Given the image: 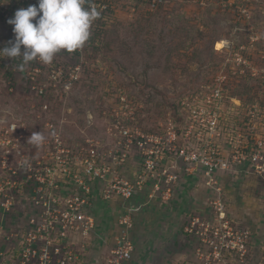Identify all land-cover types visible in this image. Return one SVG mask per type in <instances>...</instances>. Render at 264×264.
<instances>
[{
	"label": "built area",
	"instance_id": "1",
	"mask_svg": "<svg viewBox=\"0 0 264 264\" xmlns=\"http://www.w3.org/2000/svg\"><path fill=\"white\" fill-rule=\"evenodd\" d=\"M28 1L2 0L0 6L15 11ZM30 79L32 89L43 95L38 78ZM71 81L64 89L70 90ZM259 85L264 93V79ZM226 98L237 102L224 97L217 86L202 85L201 92L182 102L190 109L191 125L181 131L173 125L175 117L167 127L146 129L142 102L121 89L102 106L105 140H69L50 116L42 130L33 127L46 138L41 146L28 142L32 131L23 120L2 127L0 264H87L94 240L101 238L96 206L140 196L145 203L121 213V233L93 258L95 264H128L135 250L130 236L134 214L153 199L170 201L182 178L199 174L208 191L206 210L184 215L180 233L185 252L169 264H249L252 233L228 215L216 173H249L264 181V105L260 111L252 104L248 114L232 119L251 128L244 145L227 143L231 153L225 155L215 139L222 132L233 136L226 129L217 133L218 124L227 121L222 103ZM43 110H50L49 104ZM34 120L44 121L42 116ZM253 121L259 127L250 124Z\"/></svg>",
	"mask_w": 264,
	"mask_h": 264
},
{
	"label": "rangeland",
	"instance_id": "2",
	"mask_svg": "<svg viewBox=\"0 0 264 264\" xmlns=\"http://www.w3.org/2000/svg\"><path fill=\"white\" fill-rule=\"evenodd\" d=\"M36 2L29 0L23 8L38 6ZM88 2L101 15L93 22L90 39L82 49L61 51L49 64L34 60L22 70L16 61L21 58L0 59V129L23 120L30 131L34 126L42 130L50 116L69 140H105L102 106L121 89L142 102L146 129L167 127L175 117L173 125L181 131L191 125L190 109L182 102L201 92L202 85L212 84L224 97L237 101L235 105L224 99L227 121L217 127V133L226 129L233 136L222 132L215 141L225 155L231 153L228 142L236 140L244 145L248 141V122L232 119L248 114L252 104L260 111L264 105L259 85L264 79V0ZM19 9L0 6V48L14 41L13 26L7 21ZM36 67L38 74L32 71ZM30 76L38 78L36 85L44 88L43 95L32 89ZM68 80L70 90L63 86ZM42 104H49L50 110L44 111ZM35 116H42L44 121L34 120ZM255 122L250 124L259 127ZM216 174L228 215L250 230L254 259L264 260V181L249 173ZM196 183L195 190L206 201L204 179ZM150 242V254L145 259L156 258L161 246L162 252L169 248L164 253H170L163 264L177 259L176 249L169 247L172 242Z\"/></svg>",
	"mask_w": 264,
	"mask_h": 264
},
{
	"label": "clouds",
	"instance_id": "3",
	"mask_svg": "<svg viewBox=\"0 0 264 264\" xmlns=\"http://www.w3.org/2000/svg\"><path fill=\"white\" fill-rule=\"evenodd\" d=\"M100 15L88 0H38V6L21 8L7 21L13 25L14 41L0 48V59L21 58V70L34 60L49 64L61 51L82 49ZM45 139L42 133L34 131L28 142L41 146Z\"/></svg>",
	"mask_w": 264,
	"mask_h": 264
},
{
	"label": "crops",
	"instance_id": "4",
	"mask_svg": "<svg viewBox=\"0 0 264 264\" xmlns=\"http://www.w3.org/2000/svg\"><path fill=\"white\" fill-rule=\"evenodd\" d=\"M201 175L196 178H182V182L176 186L173 197L170 201H161L160 198L151 200V202L142 207V209L134 214V228L130 230V236L133 239L135 250L130 256L128 264H163V258L168 254L161 251L163 247H158L157 257L153 260L145 259L146 254H150L149 244L151 239L166 240L167 243L172 242L173 247L181 258L184 254V240L181 236L182 225L184 215L189 212H205L206 202L205 197H201L195 190L196 182L200 181ZM205 187V186H204ZM145 198L137 197L131 202H110L103 204L107 206L106 209L103 205L96 206V214L98 218L97 234L101 237L94 240L93 247L91 249L92 257L87 264H95L93 258L96 254H100L105 251V247L109 245L108 241H112L114 236L121 233V229L118 225V219L121 213L130 206H137L145 203ZM109 209V210H107ZM185 211V212H184ZM108 222V223H107ZM101 239L106 240V243ZM149 241V242H148ZM105 243L106 245H103ZM251 259L249 264L264 263V260L254 259V244L252 243ZM151 246V245H150ZM170 247V249H171ZM162 248V249H161ZM174 259H170L167 264ZM167 262V261H166ZM165 264V263H164Z\"/></svg>",
	"mask_w": 264,
	"mask_h": 264
},
{
	"label": "trees",
	"instance_id": "5",
	"mask_svg": "<svg viewBox=\"0 0 264 264\" xmlns=\"http://www.w3.org/2000/svg\"><path fill=\"white\" fill-rule=\"evenodd\" d=\"M20 60V61H19ZM16 61H18L20 64L22 63V59H16ZM124 93H126L130 98H133V99H135L136 101H139V100H137L136 98V96L135 95H133L132 93H130V92H124ZM136 97V98H135ZM141 102V101H140ZM145 114V113H144ZM144 118H145V115H144ZM144 118H143V120H144ZM143 120H142V123H143Z\"/></svg>",
	"mask_w": 264,
	"mask_h": 264
}]
</instances>
